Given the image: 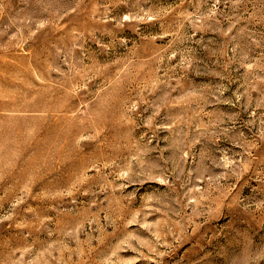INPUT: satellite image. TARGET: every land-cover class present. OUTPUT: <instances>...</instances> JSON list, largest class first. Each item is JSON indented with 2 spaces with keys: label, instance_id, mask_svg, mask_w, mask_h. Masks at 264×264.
<instances>
[{
  "label": "rangeland",
  "instance_id": "1",
  "mask_svg": "<svg viewBox=\"0 0 264 264\" xmlns=\"http://www.w3.org/2000/svg\"><path fill=\"white\" fill-rule=\"evenodd\" d=\"M0 264H264V0H0Z\"/></svg>",
  "mask_w": 264,
  "mask_h": 264
}]
</instances>
